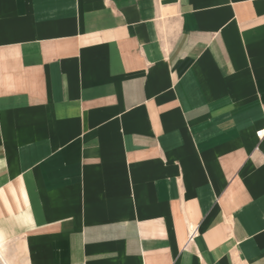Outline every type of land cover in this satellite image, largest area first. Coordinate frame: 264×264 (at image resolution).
Segmentation results:
<instances>
[{
  "label": "crops",
  "instance_id": "crops-1",
  "mask_svg": "<svg viewBox=\"0 0 264 264\" xmlns=\"http://www.w3.org/2000/svg\"><path fill=\"white\" fill-rule=\"evenodd\" d=\"M0 241L264 264V0H0Z\"/></svg>",
  "mask_w": 264,
  "mask_h": 264
},
{
  "label": "rangeland",
  "instance_id": "rangeland-1",
  "mask_svg": "<svg viewBox=\"0 0 264 264\" xmlns=\"http://www.w3.org/2000/svg\"><path fill=\"white\" fill-rule=\"evenodd\" d=\"M18 242H11L8 247L9 250L6 252L8 256L12 259L17 260L20 264H26V260L23 258V254L19 247L17 246ZM17 255V256H16ZM0 264H6V262L0 256Z\"/></svg>",
  "mask_w": 264,
  "mask_h": 264
},
{
  "label": "bare ground",
  "instance_id": "bare-ground-1",
  "mask_svg": "<svg viewBox=\"0 0 264 264\" xmlns=\"http://www.w3.org/2000/svg\"><path fill=\"white\" fill-rule=\"evenodd\" d=\"M8 245L9 244L0 241V256L6 262V264H20L17 260L12 259L6 254V252L9 250Z\"/></svg>",
  "mask_w": 264,
  "mask_h": 264
},
{
  "label": "built area",
  "instance_id": "built-area-1",
  "mask_svg": "<svg viewBox=\"0 0 264 264\" xmlns=\"http://www.w3.org/2000/svg\"><path fill=\"white\" fill-rule=\"evenodd\" d=\"M197 229H192L190 232L189 240H192L196 235Z\"/></svg>",
  "mask_w": 264,
  "mask_h": 264
}]
</instances>
